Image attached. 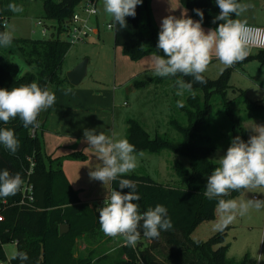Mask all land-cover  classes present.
Masks as SVG:
<instances>
[{
	"label": "trees",
	"instance_id": "obj_1",
	"mask_svg": "<svg viewBox=\"0 0 264 264\" xmlns=\"http://www.w3.org/2000/svg\"><path fill=\"white\" fill-rule=\"evenodd\" d=\"M31 0H0V31H4V22L12 17H24L28 13ZM83 0H42V17L53 22L48 38L25 39L15 38L12 41L15 51L22 61L33 70L16 76L5 62L4 53H0V88L19 87L37 82L41 87L58 89L66 85V76L60 74L61 65L71 45L60 36L67 27L69 19ZM12 3L23 8V12L14 13L8 5ZM188 8L194 19H199L193 12L194 8L204 11L203 25L215 28L212 19L218 14L219 8L214 0H181ZM126 27L116 25L113 28L114 46L120 47L122 53L130 60L137 61L147 55H163L156 49L159 28L156 26L150 8V0H143L136 7L134 17H126ZM96 25L99 21L96 18ZM219 23V22H217ZM16 54V53H15ZM253 56L249 55L244 61L238 62L227 71H223L216 79L204 77L205 84L192 83V90L188 92L186 101L180 109L184 112L187 124L179 125L173 121L174 127L183 135L181 143H171L165 139L150 140L141 125L134 119L126 120V139L135 145L137 153L158 152L167 148L170 151L187 157L189 170H183L185 187L175 188L156 183L146 175H126L123 178L133 180L137 184L140 200L138 210L142 213L148 207L162 204L168 209L173 228L161 232L160 236L150 239L151 245L140 249L139 252L148 264H235L226 258L225 248L222 246L224 233L219 232L205 241H193L191 231L205 219H210L215 213V200H208L204 195L207 176L214 165L209 160L211 146L195 143V133L202 127L211 110L210 100L214 94L224 99L226 117L233 125V130L245 134L241 120L230 111L225 101L229 85L226 83L230 69L239 66ZM259 63H264V50H257L254 56ZM174 87L176 78H166ZM191 82V77H182ZM134 82V85H138ZM142 83V82H140ZM175 88V87H174ZM201 88L204 93L203 102H200L194 91ZM239 94H243L242 92ZM261 109V118L264 124V106L254 105ZM40 114L38 115L39 121ZM14 130L20 142L15 155L0 147V168H7L11 173H20L23 180L29 168L28 158H31L33 167L29 180L33 186V201L20 203V191L15 196L0 200V264H20L18 260L7 259L3 246L13 242L16 251H24L28 255L25 264H132L134 253L130 247L120 248L121 256L108 258L100 254L95 259V250L91 249L85 258H72V246L75 238L85 235L87 238L100 241L104 233L100 229L98 211L95 207L81 202L78 192L74 190L62 170V163L67 158L85 159L82 153L51 158L42 147L41 126L24 128L19 118L10 120L6 125H0ZM35 128L32 136L30 131ZM245 139V137H243ZM111 189H118V182L113 181ZM119 190V189H118ZM127 192L128 189L122 190ZM242 191V190H241ZM240 191V192H241ZM240 192L233 191L231 198ZM68 226V233L59 234L60 225ZM70 228V229H69ZM141 236H143L142 229ZM160 244L168 247L165 262L159 260L150 251L159 248ZM126 255L127 259L123 258ZM95 259V260H94ZM94 260V261H93ZM242 264V263H241Z\"/></svg>",
	"mask_w": 264,
	"mask_h": 264
},
{
	"label": "clouds",
	"instance_id": "obj_2",
	"mask_svg": "<svg viewBox=\"0 0 264 264\" xmlns=\"http://www.w3.org/2000/svg\"><path fill=\"white\" fill-rule=\"evenodd\" d=\"M143 0H102L103 11L111 18L109 28L119 25L126 27V17L136 15V7ZM219 12L212 19L215 28L204 29V11L194 8L199 19H193L187 10L179 16L167 15L162 18L156 49L163 55L151 58V73L154 77L176 78V95L191 92L192 83H207L204 73L210 61L215 58L223 66L221 71L244 61L253 45L264 46L246 22L237 19L251 6L241 0H214ZM10 11L23 12L21 6L10 3ZM175 9V8H173ZM219 22V23H217ZM13 41L11 30L0 31V48L8 47ZM182 77H191L186 82ZM72 92L65 88V95ZM56 103L53 91L41 87L37 82L21 84L19 87L0 88V125L19 118L24 128L36 127L38 115L47 111ZM177 107H183L177 101ZM251 135L245 141L239 135L231 138L227 150L217 158V166L207 176L203 195L208 200H215L216 221L213 229L223 232L237 217H243L250 211H264V198L236 199L230 197L233 191L244 190L247 193L264 195V125L249 127ZM84 140L99 166L90 168L89 179L99 181L103 186L118 182V189L107 190L103 206L98 209L101 231L110 237H122L125 246L135 247L141 236L158 238L163 231L173 228L168 209L162 204L148 207L144 212L138 210L136 201L140 200L137 184L123 178L138 167L135 145L126 138H116L104 131L85 129ZM0 147L15 155L20 142L14 130L0 126ZM24 184L20 173H11L7 168H0V200L15 196ZM128 189L127 192L122 190ZM257 261L264 256L254 257ZM10 261L20 264L28 261L24 251H14Z\"/></svg>",
	"mask_w": 264,
	"mask_h": 264
},
{
	"label": "rangeland",
	"instance_id": "obj_3",
	"mask_svg": "<svg viewBox=\"0 0 264 264\" xmlns=\"http://www.w3.org/2000/svg\"><path fill=\"white\" fill-rule=\"evenodd\" d=\"M241 2H247L251 5L244 15L263 19L264 10L254 9L258 0H241ZM96 10L99 21V27H97L99 38L96 35H91L85 41L72 44L64 56L60 70L61 76H66L68 71L75 68L80 62L87 60V74L77 87L102 88L110 91L111 94L119 89L116 96H114L113 105V131L116 138H126L125 122L127 119H134L141 125L150 140L158 138L171 143H181L183 135L174 127L173 121L186 126V116L180 107H177V101L185 103L188 92L185 91L183 95L177 96V89L172 87L171 81L166 78L154 77L151 69L137 72L131 80L125 83H119V85L117 82L114 83L115 60L117 61L118 74L125 66H123V62H120V58L116 59L113 28H107L111 18L103 11L102 0H97ZM37 20L48 27L53 25V22L44 20L42 17V0H31L27 15L8 19L7 22H4V31L11 30L13 39L48 38L49 33L47 35L41 34L42 27L36 24ZM12 47L13 44L11 43L8 47L0 48V53H4V60L9 62L13 73L20 76L26 71L33 70L22 61L19 54ZM256 54L257 50H251L250 55L253 58L230 69L226 79L229 88L227 89L225 101L235 117L241 120L240 124L245 134L241 135L238 130H233V125L225 114L224 99L217 94H214L210 100L211 110L206 121L195 133V143L212 147L209 160L214 168L217 166V158L227 150L231 138L239 135L242 139L245 137L247 140L252 134L249 127H255V124L264 125L261 118V109L254 108V105L257 106V104L264 106V63L261 64L254 58ZM120 56L124 55L121 54ZM126 60L125 62L128 64L130 62L134 64L135 62L129 59ZM136 64L138 68L142 64L145 65L144 68L147 67L145 61L142 63L136 62ZM222 67L219 61L213 58L204 75L210 79H216L223 71H227V69L221 71ZM133 82H138V85H133ZM66 85L73 87L69 83H66ZM241 92L243 94H239ZM194 94L200 102H203L204 93L201 88L196 89ZM85 129L95 128L89 126ZM107 131L110 132V135L113 134L112 130ZM82 154L86 159V154ZM65 160L83 161V159L78 158H67ZM137 160L138 167L131 174L146 175L156 183L169 187L182 189L185 187L186 181L183 176L185 171L183 170H189L187 157L177 155L169 149L163 148L158 152L137 153ZM108 188L109 186H107V190ZM77 192L84 193V191ZM104 198L101 201H104ZM231 198H264V195L259 193L245 194L242 190ZM95 205L98 208L102 207L99 205V201H95ZM215 221L216 213L212 218L200 221L191 231L190 238L193 241H205L219 233L213 229ZM223 233L222 246L225 248L227 259L234 261L235 264H264V259L257 261L254 258L264 256V211L256 212L253 210L243 217H237L225 228ZM120 241V239L115 240V238L105 234L100 241L82 235L75 238L72 246V258H85L91 249L95 250V259L100 254H106L108 258L119 257L121 256ZM150 245V240L145 237H140L136 244L141 250ZM3 249L7 259H9L12 253L16 251L15 243H6ZM167 249V246L160 244L159 248H152L150 251L159 260L165 262Z\"/></svg>",
	"mask_w": 264,
	"mask_h": 264
},
{
	"label": "crops",
	"instance_id": "obj_4",
	"mask_svg": "<svg viewBox=\"0 0 264 264\" xmlns=\"http://www.w3.org/2000/svg\"><path fill=\"white\" fill-rule=\"evenodd\" d=\"M150 8L158 28L162 18L167 15L179 16L186 9L187 14L191 16L190 10L182 5L181 0H150ZM254 9L264 10V1L258 0ZM237 19L246 22L247 25L264 27V17L260 20L243 14ZM204 29L207 31L210 28L204 27ZM92 35H96L98 38L100 36L98 30ZM115 54L116 59L120 58V62H123V66H125L118 74L117 61L115 60L116 67L113 80L118 85L131 80L139 71L150 70L151 64L148 62L151 63V58L154 56L147 55L135 61L134 64L131 62L128 64L125 60L129 58L122 53L120 47L115 48ZM121 54L124 56H120ZM143 61H145L147 67L144 68L145 65L142 64L138 68L136 62L142 63ZM77 86L70 87L66 85L58 89H49L55 93L56 103L52 108L40 113L39 126L42 128L43 151L47 156L59 158L79 151L86 154V159L82 162L64 160L62 170L74 190L84 191V193H78L80 201L94 207L95 201L100 202L105 197L107 186H103L99 181L89 179L90 168L99 166V162L92 154V149L88 148L83 133L86 127L93 126L97 131H104L110 135L107 130H112L114 134L113 105L114 96H116L119 89L111 94L110 91L102 88ZM65 88H71L72 92L65 95Z\"/></svg>",
	"mask_w": 264,
	"mask_h": 264
},
{
	"label": "built area",
	"instance_id": "obj_5",
	"mask_svg": "<svg viewBox=\"0 0 264 264\" xmlns=\"http://www.w3.org/2000/svg\"><path fill=\"white\" fill-rule=\"evenodd\" d=\"M96 2L97 0H83L82 2L78 4L77 10L72 14L71 18L69 19L67 29L63 33H61L60 37L63 40H65L70 45H72L76 42L85 41L89 36H91L93 33L97 31V25H96L95 20L98 16V12L96 10ZM36 24L42 27L41 29L42 35L48 34L49 32L48 26L44 25L40 20H38ZM248 26L253 30V32L257 35V37L260 40L264 41V27L253 26V25H248ZM107 28L111 29L109 28V25L107 26ZM251 50H264V46L253 45L251 47ZM35 131H36L35 128H33L30 131L32 136L34 135ZM28 161H29V168L26 172V178L23 180L24 184L22 188L20 189V193H21L20 203H23L24 201H27V202L33 201V186L29 180V176L32 172L33 163H32L31 158H28ZM103 202L104 201H100L99 205L103 206ZM94 207L96 208V210L99 209L98 206L96 205ZM117 239L121 240L120 241L121 247L125 246L123 243L122 237L120 236L115 237V240ZM144 241H145V244L147 245V242L145 239ZM125 247H130V246H125ZM130 248L132 249L134 253L132 264H148L147 261L140 254L139 247L135 246V247H130ZM123 258L127 259L125 254L123 255ZM3 264H8V261Z\"/></svg>",
	"mask_w": 264,
	"mask_h": 264
},
{
	"label": "water",
	"instance_id": "obj_6",
	"mask_svg": "<svg viewBox=\"0 0 264 264\" xmlns=\"http://www.w3.org/2000/svg\"><path fill=\"white\" fill-rule=\"evenodd\" d=\"M87 60L80 62L75 68L66 73V79L69 84L77 86L86 75ZM68 231L66 224L60 225L59 234L62 235Z\"/></svg>",
	"mask_w": 264,
	"mask_h": 264
}]
</instances>
